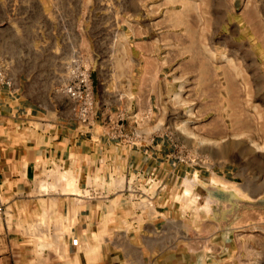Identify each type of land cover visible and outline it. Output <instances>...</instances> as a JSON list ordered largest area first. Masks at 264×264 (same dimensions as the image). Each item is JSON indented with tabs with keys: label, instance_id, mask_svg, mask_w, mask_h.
Here are the masks:
<instances>
[{
	"label": "crops",
	"instance_id": "crops-1",
	"mask_svg": "<svg viewBox=\"0 0 264 264\" xmlns=\"http://www.w3.org/2000/svg\"><path fill=\"white\" fill-rule=\"evenodd\" d=\"M232 3L239 29L264 18V0ZM0 8V264H264V182L221 155L177 162L163 128L168 8L106 7L99 24L90 0ZM75 54L92 69L91 124L62 90Z\"/></svg>",
	"mask_w": 264,
	"mask_h": 264
},
{
	"label": "rangeland",
	"instance_id": "rangeland-1",
	"mask_svg": "<svg viewBox=\"0 0 264 264\" xmlns=\"http://www.w3.org/2000/svg\"><path fill=\"white\" fill-rule=\"evenodd\" d=\"M216 3L90 0L97 9L96 24L114 20L106 7L144 4L170 10L169 21H175L170 31L176 33L169 37L176 45L167 49L175 58V79L170 96L160 94L159 115L174 139L176 161L184 163L191 151L208 159L221 155L225 163L254 172L264 182V18L256 15L254 29H239L233 19L241 18L233 13L232 0H223V14L216 13Z\"/></svg>",
	"mask_w": 264,
	"mask_h": 264
},
{
	"label": "built area",
	"instance_id": "built-area-1",
	"mask_svg": "<svg viewBox=\"0 0 264 264\" xmlns=\"http://www.w3.org/2000/svg\"><path fill=\"white\" fill-rule=\"evenodd\" d=\"M68 78L62 90L74 101V114L84 123L91 124L96 115V96L90 63L75 54L66 63ZM12 86L7 66L0 63V88Z\"/></svg>",
	"mask_w": 264,
	"mask_h": 264
},
{
	"label": "bare ground",
	"instance_id": "bare-ground-1",
	"mask_svg": "<svg viewBox=\"0 0 264 264\" xmlns=\"http://www.w3.org/2000/svg\"><path fill=\"white\" fill-rule=\"evenodd\" d=\"M71 190H75V189H71Z\"/></svg>",
	"mask_w": 264,
	"mask_h": 264
}]
</instances>
